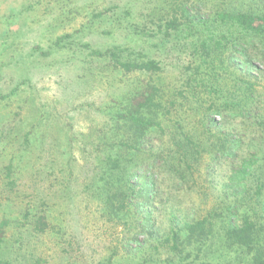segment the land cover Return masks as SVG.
<instances>
[{
	"label": "rangeland",
	"instance_id": "374dc122",
	"mask_svg": "<svg viewBox=\"0 0 264 264\" xmlns=\"http://www.w3.org/2000/svg\"><path fill=\"white\" fill-rule=\"evenodd\" d=\"M242 14L264 0H0V264L264 262Z\"/></svg>",
	"mask_w": 264,
	"mask_h": 264
},
{
	"label": "trees",
	"instance_id": "16d2710c",
	"mask_svg": "<svg viewBox=\"0 0 264 264\" xmlns=\"http://www.w3.org/2000/svg\"><path fill=\"white\" fill-rule=\"evenodd\" d=\"M233 20H235L236 23H238L242 28H244L247 31L257 29V32H259L260 27L264 26V14H262L260 17H257L255 19L252 16L242 14L240 16H236L235 18L233 17ZM256 21H259V24L257 26H254ZM248 167L249 166H247L246 164H243L239 172L245 173L244 171L248 169ZM262 207H263L262 211L264 213V199L262 202ZM229 230L231 233H234V237L238 239L240 242L241 241L245 242L249 240L251 237L250 233L244 234L245 229L242 230L238 225H235L234 221H230ZM253 260L256 262V264H264V262L261 260L260 257H256Z\"/></svg>",
	"mask_w": 264,
	"mask_h": 264
}]
</instances>
